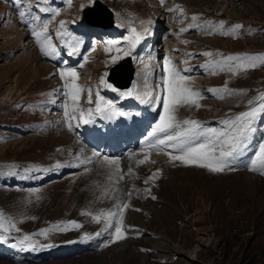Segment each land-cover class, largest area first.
I'll use <instances>...</instances> for the list:
<instances>
[{
  "label": "rangeland",
  "instance_id": "rangeland-1",
  "mask_svg": "<svg viewBox=\"0 0 264 264\" xmlns=\"http://www.w3.org/2000/svg\"><path fill=\"white\" fill-rule=\"evenodd\" d=\"M95 1L110 12L112 23L117 24L111 28L113 34H107L110 28L97 26L96 30L106 33L100 41L103 48L94 49L93 56L87 57L90 41L85 46L86 36L79 32L84 31L83 15L94 0H0V212L19 228L0 233L15 238V242L29 235L36 245L74 242L102 227L103 220L96 223L82 213L114 209L117 202L112 189L125 190L136 182L139 190L131 191L135 194L125 200L129 207L124 211L122 230L127 238L113 242L114 221L113 227L99 230L101 237L106 238L95 241L98 246L85 255L22 259L16 252L0 250V264H264V166L257 161V170H251L259 146L264 144V111L253 122L239 154L222 172L172 162L166 153H177L169 149L162 155L149 156L142 164L139 160L130 179V167L122 164L124 179L119 185L115 179L113 184L114 175L109 181V170L114 167L100 161L96 167H84L85 158L95 160V156L81 155L76 143L74 146L77 139L67 130L64 133L63 125L74 122V133L84 137L86 131L77 126L79 120L64 122L65 110L60 108L56 117L62 125H57L46 113L57 91L45 67L49 63L63 70L76 69V83L82 89L77 101L79 109H93L97 91L121 108L119 99L126 97L100 85V80L103 77L106 81L108 71L120 61L116 68L123 70L121 76L127 75L129 65L123 59L128 51L129 28L142 32L143 27H148L146 48L139 47V53L134 48L130 55L132 65L139 71L137 75L144 81L134 91L143 94L146 101L150 96H161L159 118L150 132L164 111L162 98L166 90L162 77L166 75V59L182 75L190 77L192 89L202 94L198 99L201 107H180L178 119L197 120L205 130H220L225 127L224 121L258 106L264 95V64L257 61L258 67L236 74L226 64H219L227 56L243 58L246 54L264 53V0H166L164 4L160 0ZM101 11L97 19L87 23L98 21L106 25V10ZM20 12L25 15L21 17ZM194 16L198 17L195 21ZM142 20L151 23L143 26ZM61 21L65 22L63 27ZM207 21L213 24L207 25ZM220 21L224 22L223 29ZM44 25L47 37L58 48L56 56L46 57L40 51L34 31L42 30ZM236 25L243 27L237 29ZM75 41L80 42V60L72 63L73 55H68L66 43ZM110 42H118L116 47L122 51L117 53L115 47L106 50ZM206 52L213 55L206 56ZM66 55L70 65L65 63ZM117 56L119 59L113 63ZM148 61L151 70L145 65ZM230 63L234 67L238 61ZM89 89L92 103L88 102ZM69 102L71 112L70 98ZM96 148L98 152L100 148ZM70 149L76 152L67 160L70 156L64 153ZM57 158L66 159L62 162L65 168L78 161L81 166L52 175L50 165ZM157 170L158 178L145 184V179ZM140 187L150 189V194L146 191L142 198ZM105 190L109 195H103ZM69 221H76L81 227H72L67 224ZM57 226L67 230H56ZM42 230H47L46 235L40 234Z\"/></svg>",
  "mask_w": 264,
  "mask_h": 264
},
{
  "label": "snow or ice",
  "instance_id": "snow-or-ice-1",
  "mask_svg": "<svg viewBox=\"0 0 264 264\" xmlns=\"http://www.w3.org/2000/svg\"><path fill=\"white\" fill-rule=\"evenodd\" d=\"M20 0H16V3H19ZM166 0H160L161 4H164ZM175 9H168L169 12L174 11ZM182 13V9L180 10ZM58 14V13H56ZM24 12H20V16L23 17ZM35 19H39L36 17ZM198 17L194 16L193 20L195 21ZM64 21H61V27L64 26ZM142 25L150 24L151 21H141ZM207 25L213 24L211 21L205 22ZM224 22H219V27L223 29ZM199 27V25H196ZM243 27L242 25H236L235 28ZM181 31H186V29H181ZM47 25H44L43 29L40 31H34L37 42L40 47V51L46 57L58 55V48L53 44L52 40L47 37ZM150 29L144 27L142 32H138L135 28H129V36L126 37L128 43V51L124 52V55H130L131 51L135 46L140 43L148 34ZM209 34H213L212 31ZM44 37L41 40V37ZM118 42H110L107 45V48L115 47L117 53L121 52L122 49L116 47ZM67 48L69 49V55H75L79 51L80 42L75 41L74 43H66ZM206 56L213 55L211 52L204 53ZM116 59H119V56L113 58V63ZM238 61V63L233 67L230 63L232 61ZM264 64V53L260 54H246L243 58L227 56L222 61L219 62L220 65H227L229 70L233 74L238 73L239 71H246L249 68L258 67L259 64ZM187 63V61H184ZM187 71V69H185ZM164 72L166 75L162 77V83L164 89L166 90V95L162 98L163 104V113L160 116V122L155 125L151 132L148 133V137L145 140V145L149 149H155L157 151L163 152L165 149H171L172 152L177 153L172 155L171 153H166L169 155L170 161L175 162L179 161L185 166H198L206 168L213 173H219L224 171L228 166L231 160H233L240 152L241 148L245 144L246 136L249 131L252 130V124L260 114L261 111H264V96L260 97L261 103L258 106L251 107L248 111L242 112L235 116L233 119L224 121L225 127L223 129H207L205 130L203 125L193 119H178L177 113L180 107L195 106L196 108L201 107L198 103V99L202 98L201 92L193 90L189 84L190 77L181 74V70L177 69L174 63L166 59ZM59 75L62 80H65L64 85V95L69 97L72 101V111L69 112L67 106H65L64 116L67 120H79L83 124L92 123L93 114L101 115L106 119H110L115 116H122L124 113L117 109L113 102L105 99L103 96L96 93L95 100V109H88L85 112L82 109L77 107V101L82 91L81 87L76 83L78 80V73L74 68H67L61 70ZM100 85L106 88H112V85L109 84L102 77L100 80ZM135 85L132 89L127 91H121L119 94L122 97L135 96L136 99L141 100V102H146L143 97L134 91ZM115 91V89H113ZM88 102L92 103V90L89 89ZM212 91V90H209ZM225 91H228L225 86ZM228 94H231L228 91ZM219 98H223L222 96ZM157 102H161V98H156ZM252 102L249 101V104ZM77 126H79L77 124ZM68 130L71 131L73 125L69 122L67 124ZM93 155H97L94 153ZM149 157L146 155L144 159L140 160L139 163L142 164ZM103 160L106 165L115 166V169L109 175V181L112 180V176L115 175L116 183L124 179V175L121 174V169L119 168V161L114 159H109L108 157H103ZM259 161L262 166H264V144L259 146V151L257 152V160L253 161L252 169H256V162ZM154 163V161H153ZM132 169H128L130 174ZM160 172L157 170L156 173H153L152 176L145 179V184H148L158 178ZM264 174V173H262ZM118 191V189H112L113 196ZM150 194V189H146ZM103 195H109L108 190H105ZM126 195L131 196V192ZM117 203L114 206V209H101L96 214L90 212H85L82 214L90 215L92 220L96 223H100L101 220L104 222L105 228L113 227V222L115 221L114 226V238L113 242L117 240L126 239V233L123 229V215L124 211L129 207L127 203L120 202L119 197H115ZM157 197L152 196V199ZM67 224L72 227L79 228V225L76 221H69ZM11 229L19 231V228L16 227V224L9 218H6L3 212H0V230L7 233ZM56 230H67L61 229L57 226ZM47 230H42L41 235H46ZM100 233H97L99 235ZM31 236L25 235L21 243L28 242L29 246L31 245ZM143 250V249H142Z\"/></svg>",
  "mask_w": 264,
  "mask_h": 264
},
{
  "label": "bare ground",
  "instance_id": "bare-ground-1",
  "mask_svg": "<svg viewBox=\"0 0 264 264\" xmlns=\"http://www.w3.org/2000/svg\"><path fill=\"white\" fill-rule=\"evenodd\" d=\"M101 11V10H100ZM104 13V12H103ZM102 14V11L101 12H99V10L98 11H94V12H92V13H87L86 15L88 16V19H86V17H85V20H87V22H90L91 20L90 19H92V18H95V19H97V17L98 16H100V15ZM105 14V13H104ZM106 15V14H105ZM107 17V16H106ZM142 21H145L146 22V20H142ZM95 24H98L99 25V27H101L102 28V26H103V24L102 23H98V21L97 22H95ZM98 25H94V26H96V28H97V26ZM100 25H102V26H100ZM144 26V25H143ZM108 27V26H107ZM103 28H105V27H103ZM109 28V27H108ZM144 28V27H143ZM110 31H112L111 29H110ZM141 32V31H140ZM112 34L113 33H115V31H112L111 32ZM110 33V34H111ZM96 36V35H95ZM93 36V39L90 41V42H93V43H95V44H93V45H91V47H90V50H88L87 51V54H86V56L87 57H90V56H93V55H91V54H93L94 53V49L96 50V49H98L99 51H100V49L101 48H99V44H100V39L98 38V36ZM118 36V35H117ZM146 38V37H145ZM145 38L140 42V43H138L136 46H135V50H137V49H139V47L140 46H142V43L144 44V42H145ZM82 51V50H81ZM82 53V52H81ZM77 55V56H76ZM79 54L77 53V54H75V55H73L71 58H72V63H76L78 60H80L79 59ZM69 63H70V61H69ZM147 66V65H146ZM45 67H46V69L48 70V72H49V76H50V80H51V82L56 86V91H57V93H56V97L54 98V100L50 103V104H48V106H47V108H46V113L47 114H49V115H51V119L53 120V123L55 122V124H57V125H62V122H61V120H59V119H57V115H56V111H58V109H63V110H65V106H67V109H68V111L70 112V102H69V97H67V96H65L64 95V85H65V83H66V81L65 80H62L61 79V77H60V75H59V72L61 71V70H63L62 68H60V67H56V66H52L51 64H49V63H46L45 64ZM138 72L139 71H137L136 70V75H135V80H134V82H133V85L134 84H136L137 86H135L136 88L137 87H139V86H141L142 84H143V82L144 81H142V78L141 77H139L137 74H138ZM139 74H141V73H139ZM120 78L122 79V77L120 76ZM108 82V81H107ZM132 85V84H131ZM133 85H132V87H131V89L133 88ZM136 88L134 89V90H136ZM139 93V92H138ZM142 97H143V99H144V96H143V94H141V93H139ZM122 97V96H121ZM135 97V96H134ZM130 98H132L131 96H129V97H126V98H124V101L127 103L128 101H127V99L129 100ZM136 102L138 103V105L139 106H143L144 104L143 103H141V100H136ZM147 116H149V117H151L152 116V113H148L147 114ZM47 117V116H46ZM113 118V121L111 122V125H113V123H117L119 126H120V128L121 127H124V128H128V131H130L131 130V127H132V123H130V122H128V121H122L121 120V116H115V117H112ZM101 120L102 121H104V120H106V118L105 117H102L101 118ZM64 122H67V121H64ZM89 126H90V128H89V130H88V132L90 133V136H91V139H92V142H90V146H88V145H85V144H83L82 143V141L81 140H79V139H77V141H75L74 142V146H76L77 145V147H76V150H78L79 149V151L80 152H83L84 154L85 153H92V152H94L95 151V146L93 145V144H95V143H100L101 141H105L106 139H105V135H106V137H107V143H106V145L108 144V146L110 147V145H109V143H111L112 145H114V143L116 142V137H115V135H113V129H112V127L111 128H107L106 126H105V128H99L100 126H98V125H95L94 123H90V124H88ZM64 126V129H65V131H64V133H66L67 131V127H66V123L63 125ZM71 134H72V132H71ZM65 135V134H64ZM73 135V134H72ZM120 135V132L119 133H117V136H119ZM6 136V135H5ZM87 136V135H86ZM70 138V137H69ZM75 143H76V145H75ZM83 144V145H82ZM63 148V147H62ZM63 150V149H62ZM62 150H60V151H62ZM136 152H140L141 151V149H140V151H138V150H135ZM135 151H130V152H128V153H126L124 156H122L121 158H119V159H115V160H118L119 161V168H122L123 166H122V164H125V165H128V167H130L131 169H132V172L130 173V174H128V177H129V179L130 178H133L134 177V175H135V170H136V168H134V166L137 164V161L138 160H140L141 158H142V155H140V154H138V153H136ZM76 151H73V149H70V150H66L65 151V153H64V155H67V156H72V154L73 153H75ZM97 155H95L96 157H98V152L96 153ZM60 155V154H59ZM59 155L57 156V157H59ZM74 156V155H73ZM96 157L94 158L95 160H93L94 162H92V165L90 166L91 168L95 165V167H96V165L97 164H95L96 162H102L104 165H106L105 164V162H104V160L103 159H100V160H98V159H96ZM145 157V156H144ZM125 158V159H124ZM58 160H55V162L53 163V165H51L52 166V169H51V172L52 173H56L57 172V168H56V161H60L59 160V158H57ZM68 159V158H67ZM92 159H93V157H92ZM86 160H88L87 158H85V160L83 161V162H85ZM82 163V162H81ZM12 166V165H11ZM10 166V167H11ZM60 166V165H59ZM98 166V165H97ZM111 167H114V168H111V170H109V171H111V172H113L114 171V169H115V166L113 165V166H111ZM95 171V170H94ZM100 171V170H99ZM100 173V172H99ZM106 173V172H105ZM123 173V172H122ZM108 175V174H107ZM106 175V176H107ZM115 179H116V177H115V175H114V179H113V184H115ZM128 179V180H129ZM134 180V179H133ZM123 181V180H122ZM130 182V181H129ZM119 185V184H118ZM115 186V185H114ZM124 186V185H123ZM137 186V184H136V182H133L132 184H131V186H126V187H128V188H124L125 190H123V187H122V189H120V191L118 190L116 193H115V196L114 197H119L120 198V202H124L125 200H126V198L128 197V195H126L128 192H127V189H129L130 190V192L131 191H137V190H139L138 189V187H136ZM146 190V189H145ZM142 191V190H141ZM132 194H135V193H133V192H131V195ZM145 194H146V191H142L141 192V197L142 198H144L145 197ZM136 195H138V193H136ZM109 201H111V198L109 197ZM116 202H117V199H116ZM112 205H113V200H112ZM102 229H104V228H102ZM104 234V233H103ZM107 254H108V252H107Z\"/></svg>",
  "mask_w": 264,
  "mask_h": 264
},
{
  "label": "water",
  "instance_id": "water-1",
  "mask_svg": "<svg viewBox=\"0 0 264 264\" xmlns=\"http://www.w3.org/2000/svg\"><path fill=\"white\" fill-rule=\"evenodd\" d=\"M105 9V13L107 14V24H103V26L105 28L111 27L112 25V20H111V14L110 12L100 3H98L97 1H94L91 7L86 8L85 12H84V17H86V19H88V16L86 15L88 12L92 13L94 11H98V10H102ZM85 20V18H84ZM93 22V20H91ZM85 22L87 23V20H85ZM91 25H98V24H91ZM108 26V27H107ZM125 61L128 63V59H125ZM122 61H120L118 63V65L121 63ZM114 66L113 69L108 71V76H107V81L109 83H111L114 87L119 88V89H126L131 81V74H132V70L130 68L129 65V71L127 73V75L125 74L124 76H121L124 72H122L119 68L117 69L116 67L118 66ZM120 76L122 77V79L120 78Z\"/></svg>",
  "mask_w": 264,
  "mask_h": 264
}]
</instances>
